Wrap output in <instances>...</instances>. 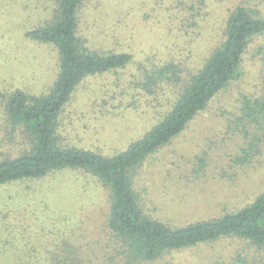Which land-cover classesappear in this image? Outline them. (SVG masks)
I'll return each mask as SVG.
<instances>
[{
  "label": "rangeland",
  "instance_id": "374dc122",
  "mask_svg": "<svg viewBox=\"0 0 264 264\" xmlns=\"http://www.w3.org/2000/svg\"><path fill=\"white\" fill-rule=\"evenodd\" d=\"M52 4L0 0L2 128V93L43 94L56 78L55 45L25 35L49 17ZM239 5L264 15V0H85L81 40L91 50L128 53L132 60L80 82L60 118L61 142L111 155L143 136L222 41ZM168 62L179 65L180 76L151 93L144 89L145 71ZM241 72L139 167L134 188L149 216L185 225L235 211L264 191V113L245 106L246 97L264 95V35L250 43ZM110 203L109 188L81 169L1 185L0 264H214L240 256L264 264V250L238 237L134 259L109 227Z\"/></svg>",
  "mask_w": 264,
  "mask_h": 264
},
{
  "label": "trees",
  "instance_id": "16d2710c",
  "mask_svg": "<svg viewBox=\"0 0 264 264\" xmlns=\"http://www.w3.org/2000/svg\"><path fill=\"white\" fill-rule=\"evenodd\" d=\"M51 1L49 17L27 30L25 35L55 45L58 51L56 78L43 94H31L22 88L1 94L4 127H0V143H5V147L0 150V186L40 179L67 168L91 173L109 188V227L134 259L153 260L166 251L182 250L224 237H238L264 250V191L235 211L175 226L146 214L134 188L135 176L145 159L171 142L219 91L242 75L241 64L250 43L264 35L261 11L244 5L235 7L227 18L222 41L185 82L169 111L126 149L106 155L63 144L58 135L60 118L84 78L123 68L131 62L132 56L101 53L86 46L77 32L79 10L85 0ZM145 76L142 87L151 93L164 81L180 76V67L168 62L146 70ZM245 106L250 111L264 113V95L255 101L246 97ZM246 157L240 161L245 162ZM214 264L257 263L240 256L230 261L219 259Z\"/></svg>",
  "mask_w": 264,
  "mask_h": 264
}]
</instances>
